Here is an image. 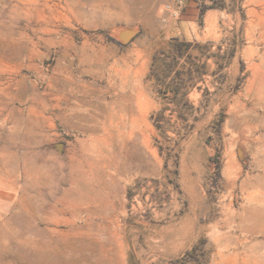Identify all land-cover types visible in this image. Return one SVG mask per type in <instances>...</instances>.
Listing matches in <instances>:
<instances>
[{"label":"rangeland","instance_id":"374dc122","mask_svg":"<svg viewBox=\"0 0 264 264\" xmlns=\"http://www.w3.org/2000/svg\"><path fill=\"white\" fill-rule=\"evenodd\" d=\"M172 1L0 0V264H264V0Z\"/></svg>","mask_w":264,"mask_h":264},{"label":"trees","instance_id":"16d2710c","mask_svg":"<svg viewBox=\"0 0 264 264\" xmlns=\"http://www.w3.org/2000/svg\"><path fill=\"white\" fill-rule=\"evenodd\" d=\"M206 8V5L201 6L200 17L204 15ZM199 46L200 42L196 39L175 36L170 40L168 48L155 52L148 77L155 80L156 91L161 98L179 103L202 76V71L196 66L192 54V50ZM162 113L158 111L160 117H163ZM155 115L156 113L152 114L151 118L156 123ZM217 175L220 176V169ZM194 249L188 250L185 256L191 255Z\"/></svg>","mask_w":264,"mask_h":264},{"label":"crops","instance_id":"0c3cea01","mask_svg":"<svg viewBox=\"0 0 264 264\" xmlns=\"http://www.w3.org/2000/svg\"><path fill=\"white\" fill-rule=\"evenodd\" d=\"M193 17V13H191L188 8L180 15L181 24L178 27V33L180 36L188 37V30L190 29V23L193 20Z\"/></svg>","mask_w":264,"mask_h":264},{"label":"built area","instance_id":"2783aa9c","mask_svg":"<svg viewBox=\"0 0 264 264\" xmlns=\"http://www.w3.org/2000/svg\"><path fill=\"white\" fill-rule=\"evenodd\" d=\"M184 5L185 0H173L172 2L165 4L163 8L171 15L178 16Z\"/></svg>","mask_w":264,"mask_h":264},{"label":"water","instance_id":"95a60500","mask_svg":"<svg viewBox=\"0 0 264 264\" xmlns=\"http://www.w3.org/2000/svg\"><path fill=\"white\" fill-rule=\"evenodd\" d=\"M134 34H135V30L133 29H122L120 30L119 38L121 41L126 42L130 40V38H132Z\"/></svg>","mask_w":264,"mask_h":264}]
</instances>
